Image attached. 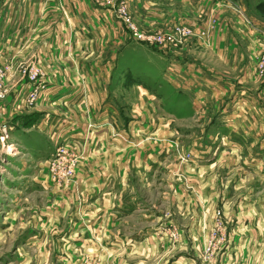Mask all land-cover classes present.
<instances>
[{"label":"rangeland","instance_id":"1","mask_svg":"<svg viewBox=\"0 0 264 264\" xmlns=\"http://www.w3.org/2000/svg\"><path fill=\"white\" fill-rule=\"evenodd\" d=\"M38 1L30 8L29 19L35 24L30 44L16 49L21 53H11L0 66L4 86L0 103L10 97L8 106L16 97L24 110L16 112L36 121L50 114L53 123L51 131L39 125V132L19 134V146L10 127L26 129V120L7 112L8 125L0 126V264H264V137H260L264 136V20L255 15L258 7L264 11V0H215L188 15L186 10L172 12L182 5L179 8L171 0H150L143 7L139 0H92L99 12L90 15L92 30H78L77 46L52 42L61 36L53 29L60 22L59 13L52 11L53 6H38ZM88 5L84 1L83 6ZM121 7L138 34L163 36L164 44L133 38L120 20ZM210 10L219 23L211 20ZM250 12L256 24L249 22ZM150 14L151 21L145 19ZM179 18L201 27L184 25ZM181 28L188 31L178 39L175 33ZM66 36L72 37L68 31ZM47 46L57 64L58 59L62 65L78 59L79 66L89 69L97 63L112 64L126 48L161 56L164 64L166 57L182 58L177 76L167 73L171 82L187 85L190 74L192 84L206 91L208 83L216 86L223 81L231 91L245 93L239 97L244 106L224 108L235 92L224 94L220 102L215 96L210 100L207 93V100H202L212 106L209 110L171 124L172 116L192 115L191 102L189 109L171 114L159 97L150 92L145 97L130 85L116 90L113 99L128 115L125 132L117 123L100 134L101 127L92 122L78 133V109L25 106L34 89L21 98L23 85L14 97L11 93L15 81L28 80L32 70L44 71ZM193 95L197 96L192 93L191 99ZM228 115L242 121L236 128L244 139L233 153L213 140L221 128L215 122ZM43 130L48 133L41 134ZM97 135H102L100 141H95ZM92 146L104 153L100 162L111 161L113 173L102 174L110 170L105 166L99 173L89 171ZM205 146L211 154L194 160ZM161 150H168L165 164L157 172L146 171L150 153ZM128 152L131 171L126 176L122 167ZM108 154L112 156L107 158Z\"/></svg>","mask_w":264,"mask_h":264},{"label":"crops","instance_id":"2","mask_svg":"<svg viewBox=\"0 0 264 264\" xmlns=\"http://www.w3.org/2000/svg\"><path fill=\"white\" fill-rule=\"evenodd\" d=\"M88 2L89 5L87 8L83 6V3ZM92 0H39L38 6L43 7H49L53 6L52 11H56L59 13L58 19H60V22L57 24L55 23V28L58 29L59 33L57 38L52 41L55 45L56 44H64L66 45L78 44V30L82 31L84 29L92 30L91 22L92 19L90 18V15H93L94 13H98L99 10L95 8L93 5ZM150 0H142L139 4V7H143V4L146 6ZM152 0L151 2H153ZM170 1V0H169ZM174 1L173 4L178 6L179 8L182 7L178 11H172L177 13H184V10H186V15L188 13H193L195 8L200 9L203 7L204 4H209V6H212V3L215 2V0H171ZM43 3L42 5H39ZM31 6H35V0H0V66L6 63V60L9 59V56L11 53L16 52V49L22 50L26 48L27 44H30V31L32 28H34L35 24L32 20L29 19L30 14V8ZM105 11L106 9L103 8ZM146 9V8H144ZM174 9V8H173ZM110 12V11H106ZM142 12L146 15H148L149 12L147 10H142ZM211 14L209 15L212 17L215 22L219 23L220 19H217L214 15L215 11L210 10ZM256 16H258L257 11ZM50 13V12H49ZM103 13V12H102ZM250 12V16H248L249 22L252 24H256L253 22V16ZM254 13V12H253ZM106 15L105 13H103ZM249 14V13H248ZM247 14V15H248ZM150 14L148 17H145V19L151 21L153 20L151 18ZM47 17H49L46 14ZM45 17L43 19L45 20ZM156 17V16H155ZM259 17V16H258ZM29 19V20H28ZM187 18H179L177 19L178 22H181L182 24L201 27L198 23L192 24V21H188ZM53 20V19H52ZM264 20V19H263ZM45 24L46 20H45ZM57 24V25H56ZM52 28V25H51ZM218 28H222V25L219 24ZM67 31L72 35L70 39L67 38ZM48 35H51L49 32ZM74 35V36H73ZM217 35V34H215ZM56 37V35H54ZM219 38V36H216ZM127 39V36L124 37ZM225 38H220L219 42L225 43ZM51 42V40H50ZM122 44H125L126 42H120ZM77 46V45H76ZM48 51L44 53V56L47 59V64L45 65L44 71H41L43 74V81L46 84L45 90L42 92V95L44 93V97L42 99L39 98L37 102V108H44L51 109L56 108L58 111L62 110L61 108L68 110L70 108L78 109V133L80 130H83V132L86 129V125L91 124L92 122L95 123V125L100 129V134H103V132L110 129V126L112 124H117L122 128V130L125 132V125L129 123L127 120L128 115H125L123 112V108L114 105L113 99L116 95V90L118 89H126L131 88V86H134V88H137L138 91H141V94L145 97L148 94L147 92H150V94L154 95L155 97H159L162 101V107L166 108L171 114H174L173 112L177 111L178 109L185 107L189 109V102H191L190 106L191 109L194 111L192 115L188 116V118H177V117H170L169 120L171 121V124L178 123L179 121H185V120H193L195 119L194 116L197 114L196 111L210 109L212 106H210L208 101L203 103L202 98L207 100L206 94L208 93L211 98L215 96V99L220 102L221 96H229L230 94L234 93L235 90L231 91L229 87L224 86L223 81H218V85H210L211 83L207 84L206 91L200 89L196 84H192L191 82V75L188 74V80L186 82L187 85L179 86L177 82H171L170 79H168L167 73H170L172 75H176L179 71V63L183 61L182 58L176 59L166 57L167 59L164 60L166 64L163 63V59L161 56L153 57L149 55H145L144 53L140 51H135L130 48H126V50H122V52L116 56H114L113 63L111 64L109 62H102V64L97 63L96 67H91L90 69L88 67H84L83 64L79 66L78 59L74 60V63L72 65H62L61 61L58 59L57 61L59 64H57L56 60L52 59L53 54L50 52V46H47ZM17 51V52H18ZM16 52V53H17ZM60 52V51H59ZM120 52V50H119ZM21 52H18V54ZM77 52L75 50L76 55ZM111 61V59H110ZM73 62V61H72ZM117 65H115L116 63ZM182 63V62H181ZM65 66V67H64ZM43 68V67H42ZM49 68V69H46ZM51 68V69H50ZM68 68V69H67ZM66 69V70H63ZM175 74H174V73ZM187 72H191V70H187ZM17 73V72H16ZM15 73V74H16ZM7 77L6 73L4 74V78ZM9 77V76H8ZM15 77V76H14ZM7 82V81H6ZM23 85V90L21 93V98L24 94H27L29 90L33 88V85L28 81L24 80L22 83H19L18 81H15L11 87H15L13 90L10 88L11 93L14 97V94H18L20 91V88ZM131 85V86H130ZM187 86V87H186ZM231 86V85H230ZM156 90V91H154ZM243 90V88L239 89ZM192 93L197 94L195 97L193 95V98L191 99L190 96ZM245 93L236 91L234 94V99L231 102H227L224 108L232 107V105L236 106L240 104V106H244L243 103H241L243 100L239 99V97H243ZM10 97H8L3 103H0V109L3 112L5 110V114L3 115L0 113V126L3 124H7V119L9 116H7V112L14 111L13 118H19L20 117L24 120H26L23 123V127H18L17 125H12L13 127H10L13 132H16L15 135L16 140H18V146L20 144V141L18 139V135L22 134H28L25 130L29 131H35L39 132L41 128L36 129L37 127H41L39 125H42V128L44 130L48 129V131H51L52 126H50L53 123V120L50 119V114H47L45 116H40L38 121L33 117L32 119L25 118L24 113H18L15 110L19 108V110H23V105H21V100L19 102L15 103L11 102L8 106L6 103L8 102ZM120 99V97H119ZM141 99V98H140ZM224 98H222L223 100ZM242 100V101H241ZM7 101V102H6ZM6 102V103H5ZM203 103V104H202ZM203 105V106H201ZM221 107V106H219ZM216 108V106H214ZM227 110L224 109L222 113L226 112ZM196 112V113H195ZM61 113V112H59ZM24 114V115H23ZM32 114V113H30ZM194 114V116H193ZM2 115V116H1ZM9 115V114H8ZM22 115V116H21ZM236 115V114H235ZM231 116L229 118L228 116H223L222 118H219L221 125V128L218 130L217 135H215L213 140L220 141V143H223V145L227 146L230 149L231 153L237 151V148L239 146V142L244 139L242 135H240L239 130L237 131V125L241 124L242 121L240 120L239 116ZM60 117V116H59ZM122 118V119H119ZM116 119V120H115ZM206 119V118H205ZM2 123V124H1ZM50 124V125H49ZM50 126V127H49ZM233 126V130L229 127ZM226 127H229L228 129L230 131H224L226 130ZM9 128V129H10ZM117 128V127H116ZM236 131H235V130ZM40 132L41 134H47L48 131ZM0 136H1V130H0ZM29 136V135H28ZM97 135L95 141H100L101 138ZM219 136V137H218ZM251 137V136H250ZM254 137V136H253ZM264 137V136H260ZM252 138V137H251ZM250 139V138H249ZM30 141V139H27ZM15 145H17L15 143ZM95 145V144H94ZM13 147L14 145H9ZM94 146H92V154L89 156L90 164H87L90 166L89 171L91 173H99V169L102 167H107L110 170L108 172H102V174H109L113 173L111 172L112 166L111 161L110 162H100L98 160L99 156H103L104 153L100 152L99 149L95 150L93 149ZM259 147H263L262 143L259 145ZM27 150L30 149V146L26 145ZM105 148L109 147V144H106ZM104 148V149H105ZM203 149L196 152V155H193V158H204L211 154V150L209 148L202 147ZM233 148V149H231ZM90 150V151H91ZM233 150V151H232ZM104 151V150H103ZM129 156V158H126L127 160L123 162V173L127 176V174L131 171V155L130 152L126 154ZM168 155V150H161L160 152H151L149 155L150 163L148 170L150 171L152 168L155 172H157L162 164L163 159ZM111 154H108V157H111ZM199 160V159H198ZM192 167H195L192 165ZM188 167H186V170L188 171ZM120 170V169H118ZM264 176V175H263ZM264 180V179H263ZM128 181H129V175H128ZM125 181L123 182V184ZM264 184V182H261ZM125 185V184H124ZM264 187V185H263ZM113 188V186H112ZM257 202V201H256Z\"/></svg>","mask_w":264,"mask_h":264},{"label":"built area","instance_id":"3","mask_svg":"<svg viewBox=\"0 0 264 264\" xmlns=\"http://www.w3.org/2000/svg\"><path fill=\"white\" fill-rule=\"evenodd\" d=\"M106 3V2H105ZM109 3V2H108ZM106 3V4H108ZM119 13V16H120V20L123 21L126 25H127V28L130 29V31L132 32V35L133 38H135L136 40H139L141 42H149V43H152L153 41L159 43V44H164V37L163 36H159L158 39L156 38H148L146 36H143L142 34H138L136 31H135V27L131 24V21H130V18L128 17L127 15V12L125 11L124 7H121L119 8V10L117 11ZM179 32H176L175 33V37L180 39V37L188 31L186 28H181V29H178ZM172 37L174 36H170V40L172 41ZM1 70H0V77H1ZM3 77V75H2ZM2 79V78H1ZM28 81L33 85V89L34 91L32 93H29L28 96L25 98V103L24 105L25 106H29V107H33L37 101L39 100V96L37 93H42L45 88H46V84L45 82L42 80L43 79V74L41 72V70H32L29 75H28ZM1 82V81H0ZM3 85L1 86L0 85V98H3ZM1 141H4V139L1 138Z\"/></svg>","mask_w":264,"mask_h":264},{"label":"trees","instance_id":"4","mask_svg":"<svg viewBox=\"0 0 264 264\" xmlns=\"http://www.w3.org/2000/svg\"><path fill=\"white\" fill-rule=\"evenodd\" d=\"M257 13H258V16L262 19H264V11L261 9V8H257L256 9Z\"/></svg>","mask_w":264,"mask_h":264}]
</instances>
